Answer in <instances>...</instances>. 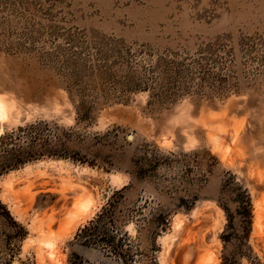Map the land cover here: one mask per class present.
I'll use <instances>...</instances> for the list:
<instances>
[{
  "label": "rangeland",
  "instance_id": "374dc122",
  "mask_svg": "<svg viewBox=\"0 0 264 264\" xmlns=\"http://www.w3.org/2000/svg\"><path fill=\"white\" fill-rule=\"evenodd\" d=\"M30 125L67 157L0 178V264H264V0H0V137ZM110 202L128 263L76 239Z\"/></svg>",
  "mask_w": 264,
  "mask_h": 264
},
{
  "label": "trees",
  "instance_id": "16d2710c",
  "mask_svg": "<svg viewBox=\"0 0 264 264\" xmlns=\"http://www.w3.org/2000/svg\"><path fill=\"white\" fill-rule=\"evenodd\" d=\"M40 126L30 125L26 128H21L19 133L15 135H5L0 137V178L9 174L10 172L19 169L20 167L26 165L27 163L47 158H66L64 151L59 149H54L49 147L48 141L41 145H33V143L28 146H22L19 144L20 139L23 136L34 137V139L39 138ZM40 140V139H39ZM33 142V140H32ZM245 213L242 215L244 218V223L248 226L251 225L252 215L250 210V203L246 200ZM245 200L242 202H246ZM114 203L110 202L108 207H104L102 212L97 216V218L91 221L88 225L80 229L76 235V239L80 241L82 245L87 247H98L102 248L105 254L113 256L118 260L128 263L133 261V256L130 255V251L126 246L127 235L121 233L115 224V219L113 217ZM241 214V211L239 212ZM5 219L13 227L17 228V232L20 238L24 236V229L14 221L7 207L0 200V219ZM243 223V224H244ZM111 226V227H108ZM244 229L247 227L244 226ZM126 246V247H125ZM69 264H102V263H92L84 257L74 254Z\"/></svg>",
  "mask_w": 264,
  "mask_h": 264
}]
</instances>
